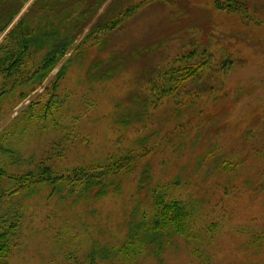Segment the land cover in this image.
<instances>
[{
	"label": "rangeland",
	"instance_id": "374dc122",
	"mask_svg": "<svg viewBox=\"0 0 264 264\" xmlns=\"http://www.w3.org/2000/svg\"><path fill=\"white\" fill-rule=\"evenodd\" d=\"M230 1L107 0L42 81L0 98L10 176L49 167L73 180L74 168L135 155L109 171L102 196L66 179L15 192L0 177L8 264H264V0ZM51 4L52 15L45 0L26 1L0 34L3 58L22 48L17 30L31 31V75L51 48L49 23L64 28L66 1ZM132 4L119 27L94 35L98 18ZM199 66L179 87L169 80ZM176 200L187 234L163 228L149 244L147 222Z\"/></svg>",
	"mask_w": 264,
	"mask_h": 264
},
{
	"label": "trees",
	"instance_id": "16d2710c",
	"mask_svg": "<svg viewBox=\"0 0 264 264\" xmlns=\"http://www.w3.org/2000/svg\"><path fill=\"white\" fill-rule=\"evenodd\" d=\"M28 0H5L3 3L6 6H10L9 9H5L6 11L0 13V20L2 21L0 25V34L5 30V28L10 24L12 19L17 15L21 9V6ZM61 2L66 1L67 10L64 12L63 19L65 20L62 28L55 27L54 23H49L52 26L53 31H46L43 41L46 44L50 45V50L47 55L43 57V59L38 62L33 71L32 75L30 72H25L23 67H25L24 57L28 53V48L31 45L32 37L31 31L27 29H21V31H14L18 33L21 37L19 43L22 48L19 49V52L16 54L13 50H10L6 53V55L1 58L0 57V73L5 74L4 83L0 85V98L4 95L9 94L10 92L17 89L22 83H28L32 80L35 82L42 81L47 73L52 69V67L58 62V60L66 53L67 49L74 42V39L77 35V32L86 25V23L95 16L102 6L105 4L107 0H59ZM85 2V6L80 8L78 6L79 3ZM68 2V3H67ZM231 5H236L235 8L238 10L242 6L239 3H234L233 0L230 1ZM237 2V1H235ZM234 3V4H233ZM46 6L43 9L49 10L52 15L54 13V7L51 6V0H45ZM131 6H127L122 13L120 12L117 16H112L109 19L100 20L97 19V23L94 24L93 29L94 35H100L101 33H108L114 31L117 27L123 23L127 16H130L138 6L132 8ZM217 6L222 8V4L217 2ZM133 10V12H131ZM235 10V11H236ZM129 13V14H128ZM57 15V14H56ZM56 15H53L54 17ZM62 19V21H63ZM53 22V21H52ZM88 24V23H87ZM228 59L225 58L224 62ZM201 64V63H200ZM203 67H181L178 70H173L169 72V80H173L176 78L177 86H181V84L189 77L196 75ZM111 76V75H110ZM168 76V74H167ZM173 88L166 87L164 90V94L170 92ZM135 155L123 156L119 162L113 163V166L103 169L102 171H96L92 167H77L73 170V175L75 179L71 175L69 177L65 176H55L49 167H43L40 171L31 170L27 173L21 175L10 176L7 170L4 167H0V177H9L15 181L17 187H15L14 191L19 192L20 190L28 189L31 190L32 186H40L42 184L56 185L58 179L68 180L70 183H74L76 180L80 182L85 187V191L90 193L95 187L97 194L102 196L108 192L109 184L108 180L105 179V176L108 177L110 172L117 174L120 170L126 169L124 166V162L127 160L132 161ZM136 162V161H135ZM112 170V171H111ZM110 171V172H109ZM17 188V189H16ZM21 192V191H20ZM7 196L5 193L0 194V202ZM162 203V202H161ZM159 203V204H161ZM159 212L155 217L151 218V221L146 224V233L149 234L148 243L156 244L160 241L159 234L163 228H170L174 232H177L181 235H185L188 232L187 222L189 220V214L186 207V204L183 201H172L170 203L163 204L159 207ZM152 222V223H151ZM160 230V231H159ZM145 232V231H144ZM153 232H158L157 234H153ZM148 236V235H147ZM8 232L4 231L0 228V264H8L7 257L9 252L8 245Z\"/></svg>",
	"mask_w": 264,
	"mask_h": 264
}]
</instances>
